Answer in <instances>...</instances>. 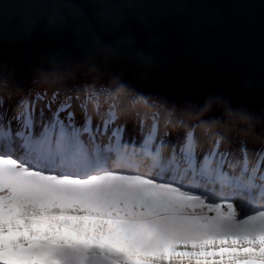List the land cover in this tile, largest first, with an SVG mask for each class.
<instances>
[{"label": "snow or ice", "instance_id": "6c2138e0", "mask_svg": "<svg viewBox=\"0 0 264 264\" xmlns=\"http://www.w3.org/2000/svg\"><path fill=\"white\" fill-rule=\"evenodd\" d=\"M22 103L15 129L0 114V264H264V210L246 214L184 190L189 174L193 182L224 180L211 168L216 150L198 164L186 135L183 176L126 175L107 170L99 150L89 162L82 139L95 144L112 118L94 130L85 115L77 127L65 102L47 121L41 110L37 132L34 104ZM121 137L113 129L117 150ZM154 139L144 141L150 155ZM153 159L160 163L159 149Z\"/></svg>", "mask_w": 264, "mask_h": 264}, {"label": "water", "instance_id": "95a60500", "mask_svg": "<svg viewBox=\"0 0 264 264\" xmlns=\"http://www.w3.org/2000/svg\"><path fill=\"white\" fill-rule=\"evenodd\" d=\"M89 74L264 136V0H0V83Z\"/></svg>", "mask_w": 264, "mask_h": 264}, {"label": "rangeland", "instance_id": "374dc122", "mask_svg": "<svg viewBox=\"0 0 264 264\" xmlns=\"http://www.w3.org/2000/svg\"><path fill=\"white\" fill-rule=\"evenodd\" d=\"M84 80V81H83ZM82 82L79 80H74L65 84H58L55 88L47 87L45 89L32 88L31 90L26 89H13V92L10 91H0V105L8 102V106L6 107L8 111V115L12 112V117L16 115L19 111L23 110V103H33L35 107V118L37 120V132L39 129V121H40V112L43 110L44 120L47 121L52 112H55L57 107L62 103H70L71 111L75 113V123L76 126H81L78 124L83 122L85 119V115L90 118L91 125L93 128L100 127L103 128V121L109 120L112 118L114 122L108 128L106 133L97 134L96 143L102 144L105 140L115 141L112 139V134H109V131L113 132V129H116L118 126L122 129L121 124L123 119L125 122L128 120L131 121L132 131L140 132V128H142V121H149L148 129L154 123V126H164V128L168 130H173L181 133L182 136L190 135L193 138H197L201 141L204 147L208 148V145L204 143V136H209L211 138V145L215 142V140H219L221 142H217L221 150H217L219 154L223 156V152L225 150L226 159L228 162V156L232 157L231 164L241 163V161H245V158L249 157L250 160L253 159L259 152L264 148V137L256 134V132H249L246 128H242L241 126H237L235 124L232 126L230 122H221L216 119H210L208 117L199 118L198 115L194 113L183 112L181 107L169 102L165 98H161L158 94L153 92H146L142 90H137L135 88H128V85L121 86L115 83H112L104 78H96L95 75L88 76V78L83 79ZM48 85V84H45ZM43 85V87H45ZM49 85H54L49 84ZM37 97H41L42 99L37 100ZM51 103V109L46 107V105ZM83 109V110H82ZM185 110V109H184ZM137 112L142 113L141 115L137 114ZM11 115L10 118H11ZM146 117H145V116ZM144 118H143V117ZM124 117V118H121ZM63 119V114L61 115ZM143 118V119H142ZM12 123L16 124L15 121L12 120ZM235 127V128H234ZM14 129V127H12ZM234 128V129H233ZM245 129V130H244ZM123 130V129H122ZM185 131V132H184ZM140 134V133H139ZM106 135V136H103ZM231 136L229 138V143L226 142V149L229 154H227L226 149L222 147L225 145V142L222 141L223 136ZM88 140V137H84ZM131 138L126 139L128 142ZM207 141V139H206ZM208 142V141H207ZM108 144V143H107ZM116 144V141H115ZM120 144V143H119ZM209 144V145H210ZM109 151L113 152L114 145L108 144ZM210 145V146H211ZM209 146V147H210ZM248 147V148H247ZM90 146H87V149ZM247 148V152L242 153L241 149ZM120 149V148H119ZM201 150V149H200ZM123 152V150H121ZM136 149H132V153H135ZM224 154V155H225ZM242 157V158H240ZM179 158V157H178ZM90 159V158H89ZM239 159H242L241 161ZM92 160V159H91ZM240 161V162H239ZM130 162H133L136 165L148 167L149 164L147 162L142 163L140 159H133ZM181 160H179V163ZM184 162V161H183ZM113 164V160L108 159L105 167L110 171H120L122 174L126 175H138L133 173L130 168H125L124 170L119 169L118 166H112L109 168V165ZM230 165V164H229ZM81 165L80 167H82ZM185 165H183L184 167ZM264 166V164H263ZM124 167V166H122ZM84 169L86 167H83ZM181 168V167H180ZM78 169V168H75ZM73 168L68 169V171H72ZM167 171L165 170V172ZM59 174V173H56ZM92 174V173H91ZM95 174H98L97 172ZM140 175L146 176L148 178L156 179L158 176L162 177L163 182H167L169 177H164L160 175L158 172L151 171H141ZM183 176V175H182ZM240 176V174H238ZM80 178H85L83 175ZM248 176L247 174L242 175L238 178V183L240 187H244L247 183ZM184 182H188L185 179L182 180ZM184 190L193 191L194 194L202 195V197L209 203H234L237 205V210L241 211L244 203V199L247 200V197L241 192L242 189L239 190V193L233 195V197H228L222 195L218 192V189L215 191H208L205 194L197 193L195 190H206L205 186H188L184 185ZM213 189V188H212ZM257 193L259 189L256 190ZM211 198L216 199L210 201ZM253 202V201H252ZM259 208L264 207V202H257L254 204ZM264 210V209H262Z\"/></svg>", "mask_w": 264, "mask_h": 264}, {"label": "bare ground", "instance_id": "6f19581e", "mask_svg": "<svg viewBox=\"0 0 264 264\" xmlns=\"http://www.w3.org/2000/svg\"><path fill=\"white\" fill-rule=\"evenodd\" d=\"M88 73L89 72H86L85 74H88ZM91 75L92 74L83 75V76H81L77 79H74V80H79L82 82L83 79L88 78V76H91ZM95 76H96V78L101 77V78L107 79L108 81L115 83L117 85H121L122 87L126 86V83H124L120 80H117V79H113L112 77H107L106 75L96 74ZM45 80H47V79H45ZM45 80H42V81H45ZM74 80H72V81H74ZM42 81L30 82L28 85H25L26 87H22V88L19 87L20 84L0 83V91L4 93V91L13 92V89H26V90H29V89L31 90L32 88L45 89V88L50 87V86H51L50 88H55V90H56L57 89L56 86H59L58 84H65L66 82L69 83L68 79H66V80L65 79H57V80H50V81H45V82H42ZM52 83L54 85H49ZM45 84H48V85H45ZM43 85H45V87H43ZM129 87L140 90V87L139 88L135 87V86L134 87L129 86ZM159 96L161 98H165L169 102L183 108L182 109L183 112L189 111L188 113H194V114L198 115L199 118H201V116L202 117L204 116V117H208L210 119H216V120L224 122V123L228 121V120L218 118L216 116L203 115L200 112L193 110V108L191 109L189 107L183 106L180 103H178V102H176L170 98L162 97L161 95H159ZM7 106H8V102H5L4 104L0 105V114H6L7 120L12 121V115H11L12 112L9 114V115H11V118H10V116L8 115V113L10 111H8V109L6 108ZM137 114L141 115L142 113L137 112ZM121 118H124V117H121ZM121 120H122L121 127L123 130H122V137L119 140L120 153L117 151V152L113 153L111 158H109V159L113 160V165L114 164L124 165L125 163L128 162L129 158H131L129 153H126V152L124 154L121 153V149L122 150L123 149L130 150V151H132V149H136V151H139L141 153L143 152V155L145 157H147V159L149 160V162H147V164H149V165L147 168L144 166H135L133 168L134 172L138 173V172L146 171V170H148V171L155 170L156 172H159V171L167 170V173L163 174L164 177L165 176L170 177L173 174L183 175V172L185 169V166L183 167V164H184L183 161H185V160L181 155V149L186 144V136L185 135L182 136L181 133H179V132H176L173 130H168V129L164 128V126H162V125L158 126V127L156 126V128H155L154 123L152 124V126L148 130L146 128H148L149 121H145L144 119L141 122L142 128H140L141 130H140V132H139L140 134H139L138 132L131 130L133 125L131 124L130 120H128V122H125L123 119H121ZM228 122L232 123V126H234L235 124H238L237 126H241L242 128H246V130L248 129L247 131H249V132L250 131L252 133L256 132V134L261 135V134H259L258 131L254 130L251 126H247L241 122H238V123H236L237 121H234V122L228 121ZM83 123H84V121L81 123L78 122L79 125H82ZM11 127H14V129H15L17 127V124L11 123ZM78 127H80V126H78ZM92 128H93V126H92ZM116 128H119V127L117 126ZM93 129L95 130L96 128H93ZM108 133L112 134V131H109ZM149 135H152L155 137L154 142L151 143L150 147H151V152L153 155L156 153V150L159 149V154L161 157V161L159 164L155 163L154 159H153V155L148 154L144 149V141ZM103 136H106V135H103ZM188 136H190V135L188 134ZM202 136L204 138V143L206 145H208V148L204 147V145L201 146L202 143L199 139H197L196 137L193 138V136H190L193 138L195 153L197 156V162H198V164L201 163L203 161V158L205 155H208V154L212 153L213 150H216L217 155L215 156L214 159L211 160V168L216 170L217 172L222 173L224 176V180H222V181L201 180L200 182L202 184H205V185L209 184L210 186H213L215 184V186H216V188H218V190H220L223 194L228 195V196H232L236 193H239V190L242 189L241 192L246 197H250V199H254V198L259 199L260 198V199L264 200V180L261 179V176L264 175V166H263L264 161H262L261 157H260V153L264 152V148L259 152L258 155L253 157L252 160H250L248 155H247L244 163H243V161H241L243 158L240 157V158H242V159H239L241 161V163H238L236 161L235 163L231 164L232 157L230 158L229 156L232 154L231 153L229 154L228 150L226 149V147H227L226 142L229 143L228 140H229V138L231 139L230 135H228V136L225 135V136L221 137L222 141L225 142V145H223L222 147H224V149H226V151H227V154H229V155H227L229 158L228 162H227V160H225L226 159V154L224 153L225 150L224 151L222 150L223 156L221 154H219V152H218L219 150H221L219 147H216V145H218L217 142L219 140L218 141L215 140V142L211 145L210 144L211 138L209 136H204V135H202ZM261 136L264 137L263 135H261ZM84 137H87V136L86 135L83 136L82 139L84 140V142L87 146H90V148H88V153H93V156H96L97 151L99 150L100 153L102 154V158H105L106 153H107L106 152L107 149H105L106 148L105 146H107L108 144H113L114 147H116L115 141L105 140L102 144H99V143H96V141H97L96 140L95 144H92L91 142H89V140L85 139ZM129 138H131V140H129L127 142L126 139H129ZM206 139L208 142L206 141ZM219 142H221V141H219ZM91 159L92 158L88 159L89 162L91 161ZM179 160H181L180 163H179ZM174 169H176V172H173ZM76 171H78V170H76ZM83 171H92V169L86 167L85 170L83 168ZM238 174H240V176L247 174L248 180H247L246 185L251 182L250 185L247 186L248 188L245 187L246 185L244 187H240V185L238 183L239 182L238 178L240 176H238ZM227 177H232V179L234 181H232V183L229 182L228 185H225V181H226ZM186 179L192 181L191 175L189 174L186 177ZM257 188H259L258 194L256 196H254V193L257 190ZM248 192H249V196H248Z\"/></svg>", "mask_w": 264, "mask_h": 264}]
</instances>
